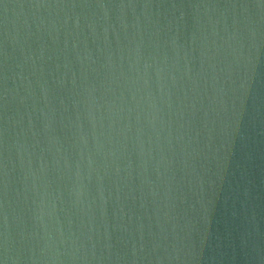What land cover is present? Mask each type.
<instances>
[{"label": "water", "instance_id": "1", "mask_svg": "<svg viewBox=\"0 0 264 264\" xmlns=\"http://www.w3.org/2000/svg\"><path fill=\"white\" fill-rule=\"evenodd\" d=\"M0 264H264V0H0Z\"/></svg>", "mask_w": 264, "mask_h": 264}]
</instances>
